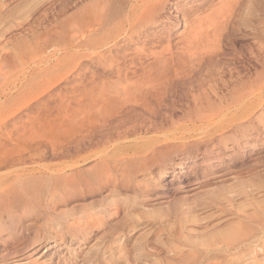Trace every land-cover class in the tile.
Wrapping results in <instances>:
<instances>
[{"label": "bare ground", "instance_id": "6f19581e", "mask_svg": "<svg viewBox=\"0 0 264 264\" xmlns=\"http://www.w3.org/2000/svg\"><path fill=\"white\" fill-rule=\"evenodd\" d=\"M30 1L35 5L53 1L51 8L59 6L58 10L50 8L54 11L51 20H43L47 24L45 47L53 48L46 62H54L44 72L50 71L57 80L68 67L79 69L89 61L106 68L99 82L82 88L88 96L75 101L71 119L78 139H83L84 132L100 135L102 146L51 165L23 161L19 156L25 150H0V217L12 212H20L23 218L31 215L35 225L40 224L35 233L44 234L43 242L47 236L56 239L63 229L76 239L86 238V231L116 214L126 174L132 168L140 171L148 157L153 159L176 146L184 148L187 140L194 147H204L222 141L227 131L244 132L245 139L255 133L250 125H259L257 118L264 115V0H119L122 8L114 5L115 0ZM180 21L184 29L173 43L171 34ZM226 31L252 41L243 75L218 63L224 59L218 47ZM120 41L122 55L114 54ZM236 54L234 50L232 56ZM171 111L182 114L178 121L170 118ZM32 150L28 155L34 156ZM36 150V155H44V150ZM56 150L52 148L50 154ZM140 184L132 185L135 193ZM73 202L80 204L69 207ZM138 206L146 213L154 210L149 212L143 203ZM232 235L233 231L228 239L236 242ZM125 236L114 238V246L100 245L91 264H121L120 242ZM62 241L59 237L58 245ZM229 242L223 241L226 254L235 249ZM190 255L186 258L194 257L196 263L201 258L196 261ZM182 257V262L177 260L180 264L186 261Z\"/></svg>", "mask_w": 264, "mask_h": 264}, {"label": "rangeland", "instance_id": "374dc122", "mask_svg": "<svg viewBox=\"0 0 264 264\" xmlns=\"http://www.w3.org/2000/svg\"><path fill=\"white\" fill-rule=\"evenodd\" d=\"M4 1L5 6L0 7V150H25L19 156L23 161L36 160L51 165L72 161L78 155L98 149L102 146L100 135H96L97 139L92 133L84 132L83 139H78L71 119L75 101L88 96L83 92L84 87L99 82L106 68L89 61L79 69L68 67L69 71H62L54 80L50 71L44 72L54 62L52 59L46 62L45 57L53 48L45 47L47 35L46 30L43 31L47 27L45 19H52L53 1L36 5L30 0ZM120 1L115 0L114 5L122 8ZM54 7L51 9H59V6ZM183 27L180 21L171 34L173 43L178 41ZM226 32V38L218 47L224 59L218 63L224 69L235 68L243 75L249 64L246 58L251 53L252 41ZM114 49V54L122 55V41ZM234 50L235 57L232 56ZM168 115L178 121L182 114L171 111ZM263 117L257 118L261 121L259 125H250L256 129L249 138H244V132L227 131L222 141L219 139L204 147H194L187 140L184 148L176 146L175 150L160 151L153 159L148 157L140 171L132 168L133 175L126 174L116 214L86 231V238L76 239L63 229L56 239L47 236V241L43 242L44 234L35 233L40 224L35 225L31 215L23 218L20 212L3 214L0 217V264H91L101 246H114L117 240L114 243L113 239L123 233L127 236L120 242L121 264H180L181 257L190 254L196 256V261L203 258L197 263L194 257L186 258L191 264H264ZM250 126L246 129L250 130ZM52 148H57L54 156L50 154ZM31 150L34 156L28 155ZM35 150H44V155H36ZM132 183H141L136 193ZM142 203L148 210H154L142 211L138 206ZM79 204L73 202L69 207ZM9 216L12 219L8 223ZM21 220L23 223L19 222ZM232 231L236 242L228 239ZM59 237H63L60 245ZM223 241L235 245L230 251L232 255L226 254ZM174 252L179 255L180 263L178 255L169 256ZM217 252L221 261L217 257L219 261L213 260ZM36 258L38 260L33 261Z\"/></svg>", "mask_w": 264, "mask_h": 264}]
</instances>
